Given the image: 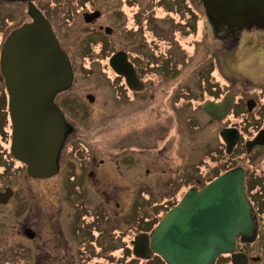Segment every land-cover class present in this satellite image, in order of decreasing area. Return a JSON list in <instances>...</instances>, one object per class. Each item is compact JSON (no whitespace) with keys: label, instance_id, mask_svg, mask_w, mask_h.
Listing matches in <instances>:
<instances>
[{"label":"rangeland","instance_id":"rangeland-1","mask_svg":"<svg viewBox=\"0 0 264 264\" xmlns=\"http://www.w3.org/2000/svg\"><path fill=\"white\" fill-rule=\"evenodd\" d=\"M56 1L55 14L60 26L58 30L65 45L75 55V70L79 75L76 86L70 90L71 93L66 98L70 103H65V106L73 113L76 120L86 126L82 137L84 141L78 139L79 142H84L83 145L81 144V152L73 151L74 159L79 161L78 166L84 159L91 162L87 168H93L95 157L110 160V153L101 149L105 144L112 147L115 144L119 146L130 143L133 148H136L135 140L130 139L140 138L144 139L145 145H148L144 152L147 154L146 158L145 154L134 158H145L147 161L145 166L151 171L147 177L144 175L145 167H142L138 174L143 175L139 184L145 187L148 194L134 191L128 197L123 195L122 186L135 185L136 176H132L136 172V167L132 166L134 164L132 160L127 161L128 166H126L130 173L128 175L127 172L126 184L125 179H121L115 170H112L111 180L108 183L103 182L104 187L117 186L112 189L124 197L125 208L133 204L134 214L130 215L129 210L121 218L115 217L113 203L107 204L102 194L94 193L96 201L100 200L106 204L102 210L107 211V215L111 216V221L103 225L104 228H108V232L111 227H118L121 230H124L125 225L128 224L136 227L139 225V220L143 222L145 217H154V213L160 209L159 206L170 200L185 180L197 174V169H200L198 165L204 167V164L212 159H214L213 165L224 163L220 158H216L221 148L218 139L221 124L212 122L193 103V99L197 101L200 99V91L212 92L213 84L218 83V80L219 85H222L211 62V54L214 57L216 54L209 43L211 39L206 38V42L201 41L204 34L206 35V30L209 29L202 0H135L130 2L129 7L124 0H93L105 13V17L100 22L114 26L116 28L114 35H106L104 30L98 33L93 30L89 32L88 29L91 28L84 21L83 9L79 7V4H82L84 9H89L90 6H86L80 0ZM13 8L10 6L0 8L1 30L5 29L7 20L14 18L17 22L19 21L20 12L14 11ZM130 29L134 30L130 31ZM192 29L195 32L191 34ZM179 31L183 33L181 37ZM242 37L241 48L247 47V49L242 51L243 49L238 48L234 51L230 56V62L233 63V68H237L236 73L244 75L240 78L244 81L240 85H244L246 89H253L251 88L253 86L259 89L264 87V36L260 37L259 33L252 31L243 33ZM209 38H211L210 34ZM101 40L104 43L103 49L100 46ZM212 41L218 40L212 38ZM251 42L256 44L255 47L259 48L261 53L253 52L254 47L248 46ZM125 45L133 49L137 63L150 83L149 93L138 100H132L131 94L126 92L123 84L113 80L110 76L111 68L107 64L108 54ZM167 57H172L171 63L168 62ZM163 60H167L166 63L169 64L167 68L160 66ZM87 93L89 96L95 93L97 102H90L87 99ZM261 98L264 105L263 94ZM242 107L243 103L240 104V108ZM242 118L246 116L242 115L240 119L235 117L232 122L240 121L242 124ZM246 122L242 126H246ZM244 129L247 135L255 132L248 125ZM89 141L94 144H88ZM78 146L75 142V147ZM262 150L260 153H264V149ZM207 157H209L208 160H206ZM111 159L113 161V158ZM239 159V162L243 163L242 158ZM177 168H180V171L174 176ZM98 171L104 177L106 173L104 167H98ZM13 176L19 181L18 185L25 188L27 184L31 185L38 189L39 193L49 186L61 187L66 179L60 176L49 182L29 184L19 176V172L11 176L7 171L3 180L5 183L9 182ZM3 180L1 178L0 184H3ZM27 195L29 196L28 193ZM37 200L39 208L44 210L47 199L41 200L40 196H37ZM19 202L17 201V204ZM263 208L264 206L260 208L263 211V218L258 222L254 238L251 240L245 238V244L242 240L238 242L239 250L247 251L254 256V259L258 257V260H252L250 264H264ZM46 211L47 209L44 210ZM2 225L6 227H4L6 235L2 236L0 233V237H3L0 243V264H21V261H27V258L17 256L19 253H16L20 244L17 227L14 224ZM110 234L114 236V240L111 238L112 245L109 246H116L118 242H115V235L117 236L118 233L114 231ZM110 234H108V244ZM104 240L103 243H105ZM125 241L120 239L119 244L124 246ZM111 255L115 256L112 258L114 261L103 264H129L132 259L131 257L123 258L119 251L112 252ZM131 264L143 263L132 262ZM150 264H163V262L157 258ZM216 264H232L230 255H221Z\"/></svg>","mask_w":264,"mask_h":264},{"label":"flooded vegetation","instance_id":"flooded-vegetation-1","mask_svg":"<svg viewBox=\"0 0 264 264\" xmlns=\"http://www.w3.org/2000/svg\"><path fill=\"white\" fill-rule=\"evenodd\" d=\"M133 1L135 0H124V3L129 7ZM56 2V0H0V8L10 6L14 7V11L20 12V19L18 22L14 18L9 19L7 20L5 29H0V180L1 178L2 180L4 179L3 176H5L7 171L11 176L13 173L19 172V176L29 184L49 182L60 176L66 178L65 184L61 187L49 186V188H44L42 193L37 192L38 189L35 187L33 188L31 185L27 184L26 188L18 185L19 181L14 176L11 181L5 183L3 180V184H0V233H2V236L6 235L4 232L5 226L2 224H14L17 227L20 244L16 253H19L17 256L27 258V261H21V264H103L104 262H110L112 258L115 257L111 255L112 252L116 251H119L123 258L131 257L132 259L129 264L132 262L150 264L153 259L157 258L160 259L163 264H168L160 254L154 252L150 245L151 238L161 219L171 208L180 202L187 191L191 189L200 190L219 175L234 169H242L244 172L245 191L252 204V217L257 229L258 222L262 221L263 218V211H261L260 208L264 206V153H260L261 150L264 149V143L251 146L250 142L253 141L259 133H264V121H262L264 118V110H262L264 109V105L263 99L261 98V95H264V87L262 86L258 89L256 86H253L251 87L253 89H246L247 87L240 85V83L242 84L244 82L240 79L244 75H239V72L236 73L237 68H233L234 65L230 62V56L238 48H241L243 33L255 31L260 34V37H263L264 26H254L251 29L229 32L226 29H215L211 20L208 17L206 18L207 23L209 22V29L206 30V35L208 36L205 34L203 37L201 36L203 38L201 41L206 42V38L209 40L211 39L209 42L211 48L216 51L215 57L211 54V62L217 74V78L222 81V85H219L218 80V83L213 84L214 89L212 92H207V90L200 91V99H198V101L193 99V103L212 122L221 124L218 134L221 148L216 158H220L224 163L221 165H218V163L213 165L214 159L210 158L212 160L207 161L204 167L198 165L200 169H197V174L193 178L185 180V182L176 189L173 197L159 206L160 209L158 212L154 213V217H145V221L143 219V222L139 220V225L136 227L127 223L128 225H125L126 228L124 230L118 227H111L108 232V228H104L103 225L111 221V216L107 215V211L102 210L103 207H106V204H103L99 199V202L96 201L94 193L98 192L100 195L102 194L104 202L107 204L113 203L115 206V217L121 218V216L129 210L130 215L134 214L133 204H129L125 208L126 203L123 201L124 197H121L119 192L112 189L113 187L117 188V186L104 187L103 182L106 181L105 183H108L112 178V170H115V173H117L121 179H125L126 184V180H128L127 172L128 175L130 173L127 170V161L132 160V163H134L132 166L136 167V172H134L135 174L132 176H136L134 179L135 185L132 187L128 186V184L124 187L122 186L123 195L128 197L134 193V191L137 193L142 191L143 194H148L145 191V187L139 184L141 183L140 178H142L143 175H138L142 167H145L144 175L147 177L151 172L150 169L145 166L147 163L145 159L147 154L144 152L146 151V147L148 148V145H145L144 139L140 138L130 139L135 140V145H137L136 148H133L130 143H128L129 145L120 144L119 146L115 144L116 146L114 145L112 147L105 144L101 149L109 152V156L113 158V161L111 158L109 160L104 157L99 159L95 157V159L93 158V168H87L91 165V162L85 161V159L81 161L78 166L79 161L74 159V153H80L82 150L81 144L83 145L84 142L79 141H84L82 137L85 134L84 129L86 126L82 122L76 120L74 115H72L73 113L65 106V103H70L69 99L67 101L66 98L71 93L70 90L76 86L79 75L75 70V55L65 45L64 39L58 30L60 26L55 14ZM80 2H83L86 6H90L89 9H84V6L79 4V7L83 9V19L91 28L88 29L89 32L93 30L95 33H98L104 30L106 35H114L116 33V28L114 26L102 24V22H100L105 17V13L99 6H96L93 0H80ZM31 5L40 10L50 22L61 48L65 50L71 61L74 71V79L71 88L59 92L55 97V102L60 107L69 126L59 155L58 171L55 174L43 178L31 176L28 173L27 164L17 158L13 153L14 124L10 112V95L6 84V78L1 68L2 51L10 34L15 29L33 21L30 12ZM131 22L132 25H134V22ZM97 27L98 29H96ZM133 30L134 29H130V31ZM194 32L195 30L192 29L191 34ZM182 34L183 33L179 31L180 37ZM209 34L211 38H209ZM251 37L255 38L254 36ZM212 38L218 41L213 42ZM103 44V40H101V49L104 47ZM255 45L256 44L253 42L248 44L249 47H254L253 52L256 54L261 53L260 49L255 47ZM241 49L244 51L247 47H242ZM133 52V49L129 45L116 48L108 54L107 64H109L111 68L112 74L110 76L113 80L123 84L126 88V92L131 94L132 100H138V98L142 96L144 98L145 94L149 93L150 83L145 73L141 71L137 63L138 60ZM112 59L117 66L121 64L125 65L123 68L124 72L118 70L115 65L111 63ZM171 59L172 57H167L169 63L172 62ZM166 61L163 60V63L160 64L162 68H167L169 65ZM129 77L132 78L134 84H130L128 80ZM248 79L251 81L249 77ZM86 96L90 102H97V95L95 93L90 95L94 98L93 101H91L89 93H87ZM227 101H230L231 108L227 113H225L226 111L220 113L221 115L216 109H213L214 111H212L211 114L203 108L204 104H209L210 107L213 108L217 104ZM241 103H243L242 108H240ZM242 115L246 116V118H242V124L247 121L246 126L248 125V127L255 130L254 133L247 135L244 129L246 126H242L240 121L239 123L232 122V119H235V117L240 119ZM226 128H235L238 130L236 144L230 152L227 151V143L221 135V131ZM87 140H89V138ZM75 142L79 145L77 148L75 147ZM88 144L93 145L94 142L92 143L89 141ZM74 150L75 152L73 153ZM144 154L145 158L134 159L136 156H143ZM255 156H257V158L254 159ZM208 158L209 157H207L206 160H208ZM239 158H242L243 163L239 162ZM109 165H111L113 169H111ZM102 166L104 167V171L106 170L104 177H102L99 173L100 171H98V167L102 168ZM177 169L178 170L174 172V176L180 171V168ZM37 196H40L41 200L47 199L45 202L46 212H44L45 209L39 208ZM17 201L20 202L17 204ZM125 209L128 210L125 211ZM258 218L261 219L258 220ZM114 231L118 233L117 236L115 235V242H118V244L111 247L109 245H112L111 238L114 240V236L110 233H114ZM108 234H110L109 244L107 243ZM120 239L126 240L124 246H122L123 244H119ZM138 239H141V247H137L139 248L137 250L135 244ZM103 240L105 243H103ZM240 240L245 244V237L242 235L239 236L236 251L247 254V264H250L252 260H258L254 259V256H251L247 251L238 249V242ZM2 241L3 237H0V243H2ZM229 255L232 261V256L231 254ZM113 261L114 260L111 262Z\"/></svg>","mask_w":264,"mask_h":264},{"label":"water","instance_id":"water-1","mask_svg":"<svg viewBox=\"0 0 264 264\" xmlns=\"http://www.w3.org/2000/svg\"><path fill=\"white\" fill-rule=\"evenodd\" d=\"M202 4L215 29L235 32L264 26V0H202ZM30 12L33 21L8 37L1 68L10 95L13 153L27 164L31 176L43 178L58 171L69 126L55 97L71 88L74 71L50 22L32 5ZM111 63L124 72V64L117 66L113 59ZM128 80L134 84L132 78ZM90 99L93 101L92 96ZM203 108L211 114L213 109L227 113L231 103L213 108L204 104ZM237 132L235 128L221 131L229 152L236 144ZM263 134L259 133L250 145L264 143ZM255 231L244 172L234 169L200 190L187 191L161 219L150 245L168 264H215L223 254H231L233 264H247V254L236 251L237 239L242 235L251 240ZM135 246L141 247V239Z\"/></svg>","mask_w":264,"mask_h":264},{"label":"trees","instance_id":"trees-1","mask_svg":"<svg viewBox=\"0 0 264 264\" xmlns=\"http://www.w3.org/2000/svg\"><path fill=\"white\" fill-rule=\"evenodd\" d=\"M223 255H229V254H223Z\"/></svg>","mask_w":264,"mask_h":264},{"label":"bare ground","instance_id":"bare-ground-1","mask_svg":"<svg viewBox=\"0 0 264 264\" xmlns=\"http://www.w3.org/2000/svg\"><path fill=\"white\" fill-rule=\"evenodd\" d=\"M227 30V29H226Z\"/></svg>","mask_w":264,"mask_h":264}]
</instances>
